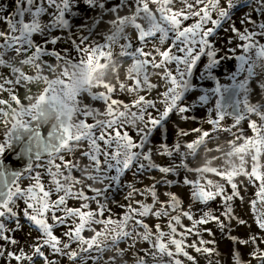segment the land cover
Masks as SVG:
<instances>
[{
	"label": "snow or ice",
	"instance_id": "snow-or-ice-1",
	"mask_svg": "<svg viewBox=\"0 0 264 264\" xmlns=\"http://www.w3.org/2000/svg\"><path fill=\"white\" fill-rule=\"evenodd\" d=\"M101 23L107 32L98 30ZM221 31L228 36L222 46ZM58 42L69 47L57 49ZM125 60L132 69L121 80ZM229 61L235 67L222 83L217 70ZM110 65L115 83L73 88L70 66L94 73ZM0 67L11 76L0 74V94L7 96L0 95L4 264H201V257L220 264L213 259L220 256L216 241L203 238L214 236L204 227L209 224L229 233L232 264H264V0H7L0 3ZM209 81L213 86H206ZM31 85L43 87L29 94ZM21 87L26 103L16 92ZM84 94L102 102L103 110L78 99ZM49 111L56 113L51 122ZM173 120L177 139L153 143L154 130ZM189 122L199 126H181ZM193 134L190 142L180 139ZM221 136L227 155L240 156V167L224 161L189 166L201 147ZM17 142L29 164L13 172L2 157ZM212 150L219 152L220 144ZM154 154L169 163H157ZM182 172V180L168 178ZM139 177L151 183L137 187ZM179 184L188 188L187 207L177 193L157 187ZM248 187L254 189L249 205L260 231L249 226L240 238L230 235L232 221H247L233 214L232 202L243 201ZM121 190L123 202L113 195ZM217 200L219 215L208 207ZM147 217L157 222L150 225ZM25 225L21 246L16 234ZM240 245L247 247L248 261Z\"/></svg>",
	"mask_w": 264,
	"mask_h": 264
},
{
	"label": "bare ground",
	"instance_id": "bare-ground-1",
	"mask_svg": "<svg viewBox=\"0 0 264 264\" xmlns=\"http://www.w3.org/2000/svg\"><path fill=\"white\" fill-rule=\"evenodd\" d=\"M4 1L6 2L7 0H4ZM116 2H117V0H116ZM0 3H1V0H0ZM110 3H115V0H110ZM150 7H153V6L150 5ZM244 11H246V9H244ZM89 15L91 16L92 14L89 13ZM238 15H241V16H242V15H243V11L238 12ZM105 18L107 19V18H109V17L106 16ZM45 19H47V18L45 17ZM106 19H105V20H106ZM76 23L78 24L79 21H76ZM107 26H108V25H107ZM107 26H105L104 23H101V25L98 26V30H100V31H105V30L109 27V26H108V27H107ZM225 41H226V35H225V33H224L223 31H221V32L219 33V44H223ZM57 46H58L60 49H65V48H68V47H69L68 44H65V43H59V42H58ZM49 47L51 48V46H49ZM116 50L118 51V48H117ZM73 56H75V53H73ZM53 62H54V61H53ZM130 63H131V61H130L129 64H128V68H127V70H131V69H132V65H131ZM234 67H235V62H234V61H229V62H227L226 64H224L220 69L217 70V74H218V76H219L220 78H224V77H225V74H226L227 72H229L230 70H234ZM0 68H3V67H0ZM110 70H111V68H110ZM125 74H126V68L123 66V67H121V68L119 69V76H120L121 80H123V77L125 76ZM116 79H117V77L115 76V77L113 78V81H112V82L115 83ZM206 86H213V84H212V82L209 81V82L206 83ZM113 98H116V99H123V100H125L126 102H127L128 100L131 99L130 95H128V94H119V95H117V94H113ZM79 99H81L82 101H83V100L87 101V103H89L91 106L95 105V103L97 102V101H93V100H91V97H89L87 94H84V95H83L82 97H80ZM100 106L103 107V105H101V104H99V103H96V106H95V107H97V108H101ZM101 109H102V108H101ZM201 114H202V113H201ZM202 115H203V114H202ZM89 122H91V119H89ZM181 126H182V127H185V128L188 129V130H190L192 127H196V126H199V125H198V122H197V123L189 122V123H187V124L182 123ZM3 127H4V126H3ZM3 127L0 128V139H2V137H3V132H2ZM166 129H167L166 132L164 131V132L166 133L165 135H163L164 132H156V134H157V133L162 134V135H158L157 138L167 137L166 142H167L169 145H171V144L177 139L176 132H177L178 129H177L176 125H171V126L167 127ZM154 134H155V133H154ZM194 136H195V134H193L192 136H190V137H188V138H182V137H181L180 139L182 140V142H185V143H186V142H190L191 139H192ZM224 140H225V137H224V136H221V138H220L219 141H214V142H212V145H211L210 148H209V146H210L211 143L208 144V145H206V146L204 147V149H202V151H203L204 154H209V153H208V150L213 149V148H215L218 144H220V148H221V150H220L219 152L213 150V152H215V160H216L217 162H219V163H221V161H224L225 164L227 165L228 162H229V160H227V159H228V155H227V153L229 152L228 150H229L230 148L227 147V143L224 142ZM158 144H159V143H158ZM204 150H206L207 153H205ZM200 154H202V152H201ZM200 154H199V155H200ZM199 155H198V157H197L195 160H192V161H191V162H192V163H191L192 165L189 163V166H190V167H196V166H199V165H202V164H206V162L203 161L202 156H199ZM157 156H158V160L162 163V164H161V163L155 158L159 164H161V165H167V164L169 163V159H170V158H167V157H164V156H159V155H157ZM176 162L179 163V160H177ZM152 175H154L157 179H162V176H161V174H160L159 172H153ZM188 175H189L190 177L193 176V174H189V173H188ZM168 178H169V179L182 180V179H183V172H182L181 176H179V177H168ZM127 179H128L129 181H131V180H132L131 175H128V176H127ZM139 179H142V180H143V183H142V184H138L137 187H143L144 185H148V184L151 183V181H150L149 179H146V178H143V177H139ZM159 186H160V185H158V187H159ZM165 190H169V191H172V192L177 193V194L182 198V200L184 201V206L187 207V205H188V188H187L186 186H184L183 184L174 185V186H172L171 188H165V187H161V186H160L159 192L162 193V192H164ZM113 195H114V197H115L116 200H118V201H120V202H123L124 190L117 191V192L113 193ZM53 199H55V195L53 196ZM136 199H141V197H136ZM150 199H151V198L149 197L148 200H150ZM161 199H164V197L161 196ZM21 203H22V202H21ZM214 203H215V204H218V203H219V200L215 201ZM69 204H70V206H71V205H74V204H76V201H72V200H70V201H69ZM198 206H199V205H194V208H198ZM93 207H94V206H93ZM110 207H112V208H113V211H114V212H117V213H122V211H123V210L117 208L114 204H110ZM199 207H201V206H199ZM208 207H210V208L212 209V211H213L215 214H217V215H219L220 212H221V211L219 210V213H218V211L215 210V209H217V208H213L212 206H208ZM205 210H207V209H205ZM146 219H147V221H148L149 223H151V225L157 222V221H156L154 218H152V217H147ZM159 222L161 223L163 230L167 231V229H166V220H161V221H159ZM182 224L185 225V226H190V224H189V222H188V220H187L186 218H182ZM204 227H210V228H212V230H213V232H214V235L216 234V230L219 231V230L217 229V227H216L215 224H209V225L204 226ZM244 229H245V230H244ZM28 231H29V229H28V227L25 225V228L23 229V232H21V233H17V234H16V235H17V238L21 240V246H24V245H23V241L27 238V237H26V233H27ZM248 231H249L248 226H247V227H243V226H242V232L244 233V236H245V237H246V235L248 234ZM205 234H207V233H204V239H210V240L213 239V236L210 237V236H208V235H207L208 237L205 238ZM35 235H36V233H33V236H35ZM189 239H191V237H189ZM229 240H231V239L229 238ZM229 240L226 239L227 243L230 242ZM223 241H224V240H223ZM231 242H232V241H231ZM0 243H2V242H0ZM213 246H214L217 250L220 249V247H219V245H218L217 243H215V245H213ZM223 246H224V245H223ZM218 247H219V248H218ZM240 249L242 250V254H241V255H242L244 261H248L249 259H251V257H250L249 255H247L248 249H247L246 246L241 245V246H240ZM223 252L225 253V251H223ZM197 255L199 256V254H197ZM207 262H208L207 259H203V258L201 257V264H208ZM0 264H4L2 258H0ZM13 264H16V262L13 261Z\"/></svg>",
	"mask_w": 264,
	"mask_h": 264
},
{
	"label": "rangeland",
	"instance_id": "rangeland-1",
	"mask_svg": "<svg viewBox=\"0 0 264 264\" xmlns=\"http://www.w3.org/2000/svg\"><path fill=\"white\" fill-rule=\"evenodd\" d=\"M5 1L4 0H1V3H4ZM116 2V0H115ZM122 14H126V13H123ZM106 19V18H105ZM108 19V18H107ZM190 23V22H188ZM105 26H107L105 24ZM108 27V26H107ZM108 31V28L104 31V32H107ZM131 31V30H130ZM133 34H135V32L133 31L132 32ZM228 39V36H226V41ZM226 41L223 43V44H219L220 46L224 45L226 43ZM44 59H46L48 62L50 63H55V60L54 58H51V57H45ZM54 61V62H53ZM128 60H125L124 61V67L127 68L128 67V63H127ZM23 71H25L26 74H32L33 73V70L30 69L29 67L27 66H24L23 67ZM0 74L4 75V76H7L9 78H11L10 76V69H7V68H0ZM125 78V76H124ZM123 78V79H124ZM221 81L222 83H227L228 81H226L224 78H221ZM42 85H31V93L29 94H32L33 92H35L39 87H41ZM95 91V90H94ZM17 92V95L20 99H24V96H25V93H26V89H24L23 87L21 88H18L16 90ZM0 95H3L5 98H7L6 94H0ZM83 103L85 104H89L87 103V101L83 100ZM96 103H99L101 105H103L102 102L100 101H97ZM96 103L95 105H93L92 107H95L96 106ZM90 105V104H89ZM91 106V105H90ZM101 107V106H100ZM102 110H103V107H101ZM202 115V114H201ZM171 125H176L175 124V121L173 120L172 123H169L167 124L164 128H160L159 130H155V134H153L152 136V140H153V143L155 144H158L160 143V141L162 140V138H157L158 135H162L160 133H157L156 132H166V128L171 126ZM2 126V123H0V127ZM205 127H207V125H205ZM244 129H245V132L248 134V135H253L250 131V129L247 128V123H244L243 125ZM164 132L163 135H165L166 133ZM195 137V136H194ZM193 137V138H194ZM192 138V139H193ZM224 142H226V140H224ZM211 143V144H210ZM210 146L209 148L211 147L212 145V142H210ZM206 146V145H205ZM201 147L199 149V153L197 154V157L198 155L202 152V154H200L199 156H202L203 158V161L206 162V164H202V165H207L209 167H213V166H217V165H220L221 163L217 162L215 160V152H213L212 149L208 150V153L209 154H204L202 149H204V147ZM227 147L229 148L228 144H227ZM230 151V149L228 150ZM205 153L206 150H204ZM196 157V158H197ZM157 159L158 160V156L154 154V159ZM195 158V159H196ZM155 159V160H156ZM156 160V162H157ZM229 162L227 164V166H232V167H240L241 165V158L238 154H233L231 156L228 155V159ZM159 161V160H158ZM192 160L190 159V164L192 163L191 162ZM160 162V161H159ZM262 163H264V159H262L261 161ZM158 163V162H157ZM161 163V162H160ZM162 164V163H161ZM192 165V164H191ZM201 166V165H199ZM191 174V173H189ZM241 195H243L245 197V199L243 201H240L239 199H236L232 202V207H233V210H234V215L236 217H239V218H243L244 220L247 221V225H239L237 224L236 220H233L232 221V230H231V233L230 235H233V236H238L240 238H245L244 236V233L242 232V226L243 227H247L248 226V229H249V226H250V230L252 233H259V229L258 227L256 226V224L254 223V219H253V216L250 212V205H249V200L251 198H253L254 196V189L252 187H248L246 191H242L241 192ZM209 206H212L213 208H217L215 209L216 211H218L219 213V210L222 211V207H221V204L220 202L218 204H215L214 202H210ZM189 222V221H188ZM151 225V223H149ZM190 224V222H189ZM245 230V229H244ZM248 234H249V231H248ZM208 237L207 234H205V238ZM203 238H204V234H203ZM213 239L216 241V243L219 245L220 249H218V251L220 252V256L219 257H213V259H219L220 260V264H232V260H231V252H232V249H233V244L231 242V240H229V233L226 231L225 233H221L220 231H217L216 230V234L213 236ZM226 239H228L230 242L227 243ZM224 240V241H223ZM224 245V246H223ZM241 246V245H240ZM240 246H238L239 250L241 251V254H242V250L240 249ZM218 247V248H219ZM225 251V253L223 252ZM242 256V255H241ZM208 263V262H207Z\"/></svg>",
	"mask_w": 264,
	"mask_h": 264
},
{
	"label": "clouds",
	"instance_id": "clouds-1",
	"mask_svg": "<svg viewBox=\"0 0 264 264\" xmlns=\"http://www.w3.org/2000/svg\"><path fill=\"white\" fill-rule=\"evenodd\" d=\"M63 67V65H61ZM59 71V69H58ZM70 72H74L75 75L72 79L73 88L79 91H86L89 88V85H95L97 83L108 81L112 82L113 78L117 75V73L113 70V67H106L98 69L97 71L89 72L87 69L76 66L69 67ZM56 117V113L49 111V121H53Z\"/></svg>",
	"mask_w": 264,
	"mask_h": 264
},
{
	"label": "water",
	"instance_id": "water-1",
	"mask_svg": "<svg viewBox=\"0 0 264 264\" xmlns=\"http://www.w3.org/2000/svg\"><path fill=\"white\" fill-rule=\"evenodd\" d=\"M8 164L3 162V166H6L13 172L22 171L29 164V159L26 156L21 155V144L19 142L13 144V150L9 153Z\"/></svg>",
	"mask_w": 264,
	"mask_h": 264
}]
</instances>
